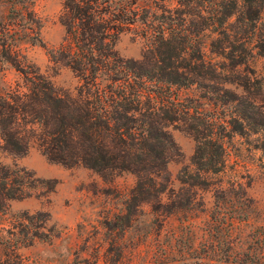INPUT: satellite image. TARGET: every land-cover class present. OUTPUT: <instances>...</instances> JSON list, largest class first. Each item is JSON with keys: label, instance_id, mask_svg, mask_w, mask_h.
<instances>
[{"label": "trees", "instance_id": "trees-1", "mask_svg": "<svg viewBox=\"0 0 264 264\" xmlns=\"http://www.w3.org/2000/svg\"><path fill=\"white\" fill-rule=\"evenodd\" d=\"M62 4L65 35L48 55L69 68L79 85L74 94L60 92L1 43L0 56L21 73L25 87L0 93L2 151L22 156L35 145L49 161L65 166L82 165L104 177L130 173L135 181L123 200L124 213L116 216L127 224L143 204L177 215L191 203L172 187L167 165L176 145L170 125L180 123L196 141L194 169L177 174L181 185L205 184L209 174L223 170V138L230 132L261 133L264 152V66L258 73L250 67L254 57L264 58V0ZM124 31L146 41L140 59L116 51ZM191 87L195 97H177L179 88ZM43 182L23 167L0 164V210L31 196ZM243 256L247 264H264Z\"/></svg>", "mask_w": 264, "mask_h": 264}, {"label": "rangeland", "instance_id": "rangeland-1", "mask_svg": "<svg viewBox=\"0 0 264 264\" xmlns=\"http://www.w3.org/2000/svg\"><path fill=\"white\" fill-rule=\"evenodd\" d=\"M62 11V0H0V50L3 43L11 57L38 69L60 92L74 94L78 77L48 55L65 35ZM146 47L132 31L115 43L124 58L140 59ZM263 66V57L250 62L257 73ZM8 89L24 91V81L0 56V93ZM177 95L197 92L179 88ZM261 98L264 106V93ZM203 109L214 110L209 104ZM168 130L176 145L167 165L172 187L191 203L177 215L143 204L128 224L116 216L124 213L123 200L135 181L130 173L104 177L82 165L65 166L49 161L35 145L22 156L0 148V164L23 167L44 180L31 196L0 210V264H247L243 254L264 261L261 133L230 132L223 138V170L190 187L179 184L177 174L194 169L196 141L180 123ZM115 221V228L108 227Z\"/></svg>", "mask_w": 264, "mask_h": 264}]
</instances>
